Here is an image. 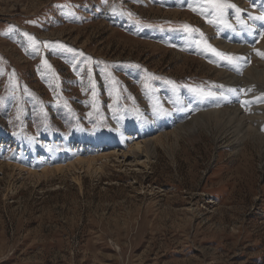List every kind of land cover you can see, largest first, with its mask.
I'll return each mask as SVG.
<instances>
[{
  "label": "rangeland",
  "instance_id": "obj_1",
  "mask_svg": "<svg viewBox=\"0 0 264 264\" xmlns=\"http://www.w3.org/2000/svg\"><path fill=\"white\" fill-rule=\"evenodd\" d=\"M227 3L0 0V264H264V0Z\"/></svg>",
  "mask_w": 264,
  "mask_h": 264
},
{
  "label": "bare ground",
  "instance_id": "obj_2",
  "mask_svg": "<svg viewBox=\"0 0 264 264\" xmlns=\"http://www.w3.org/2000/svg\"><path fill=\"white\" fill-rule=\"evenodd\" d=\"M235 24V23H234ZM240 33V32H239ZM232 35H235V34H232ZM239 35V34H238ZM235 36H237V35H235ZM262 39V40H261ZM260 40H261V43L260 44H262V43H264V35H263V38H260ZM259 40V41H260ZM225 42V41H224ZM227 42V41H226ZM223 43V42H222ZM243 43V42H242ZM247 43V42H246ZM259 44V43H258ZM234 46V45H233ZM247 47V46H246ZM246 47H241L242 49H241V51L240 52H246L247 51V48ZM235 48V50H237V49H239L238 48V46H234L233 47V49ZM241 54V53H240ZM246 54V53H245ZM249 54V53H248ZM245 60V59H244ZM250 72H252V73H260L261 74V76H263V72L262 71H258V70H254V69H252V68H250ZM256 75V74H255ZM254 75V76H255ZM257 76V75H256ZM259 77H260V75H259ZM257 79V78H256ZM264 79V78H263ZM229 93V92H228ZM258 109V108H257ZM229 110V109H228ZM236 111V110H235ZM225 112H227V111H209V112H206L205 114H207V115H209V119H212V116L215 118V121H218V120H220V121H222L221 120V117H220V114H222V113H225ZM239 112V111H238ZM256 112V111H255ZM229 115H231V117H230V119L232 120V118H236L237 120H239V122L243 125L242 127H244V123H243V118H241V117H239V116H237L236 115V113L235 114H231L230 112H227ZM254 115H255V113H254ZM200 116H203V114H200ZM226 116V115H225ZM256 116V115H255ZM204 117V116H203ZM205 117H206V115H205ZM204 117V118H205ZM226 118H228L227 116H226ZM195 119H196V117H195ZM229 119V118H228ZM243 119V120H242ZM248 119V118H247ZM223 120H224V118H223ZM195 121V120H194ZM197 121V120H196ZM198 121H200L201 122V120H198ZM228 122V121H227ZM209 123V122H208ZM233 123V122H232ZM199 124V123H198ZM225 124V123H224ZM237 124V123H236ZM211 125V124H210ZM220 125V124H219ZM197 125H196V123L194 122L192 125H190V129H195V127H196ZM201 126V125H200ZM204 126V125H203ZM214 125H212V127H213ZM226 126V125H225ZM228 126V125H227ZM226 126V127H227ZM231 126V125H230ZM238 126H239V124H238ZM208 127V126H207ZM216 127V126H215ZM221 127V126H220ZM233 128V127H232ZM237 128V127H236ZM239 128V127H238ZM246 128V127H245ZM244 128V129H245ZM249 128V127H248ZM247 128V129H248ZM176 129V128H175ZM188 129H189V127H188ZM240 130V129H239ZM250 130H251V128H250ZM237 131V130H236ZM242 131V130H241ZM249 131V130H248ZM252 131H254L253 129H252ZM235 132V131H234ZM250 132V131H249ZM254 132H256V131H254ZM243 133V132H242ZM234 134H236V133H234ZM255 134V133H254ZM237 136H238V134H236ZM253 135V134H252ZM260 136V135H259ZM259 139V138H258ZM263 141V140H262ZM145 146V145H144ZM131 147H133V148H135V149H140L141 147H140V144H139V142H136V143H134ZM143 147V146H142ZM145 149V148H144ZM146 150V149H145ZM80 163H82V162H84V163H86L87 165H89L90 164V162L91 161H93V158H91V159H89V158H79V160H78ZM85 165V164H84Z\"/></svg>",
  "mask_w": 264,
  "mask_h": 264
},
{
  "label": "snow or ice",
  "instance_id": "obj_3",
  "mask_svg": "<svg viewBox=\"0 0 264 264\" xmlns=\"http://www.w3.org/2000/svg\"><path fill=\"white\" fill-rule=\"evenodd\" d=\"M209 3L212 5V7L214 8V10L220 14L223 15L224 9L226 8H235V5L233 4H229L227 3V0H209ZM236 11H240L239 9H236ZM259 19H264V16L258 17ZM188 27V26H185ZM31 39V37H30ZM211 47V46H209ZM213 52H216L215 49H212ZM259 55L264 56V53H258ZM216 55L220 56L223 59H228L230 61H232L233 63L236 62V60H238L239 58H233V57H226L223 53L220 52H216ZM46 63V61H45Z\"/></svg>",
  "mask_w": 264,
  "mask_h": 264
}]
</instances>
